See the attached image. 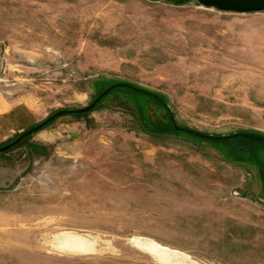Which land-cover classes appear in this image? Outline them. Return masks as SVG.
<instances>
[{
  "label": "rangeland",
  "instance_id": "1",
  "mask_svg": "<svg viewBox=\"0 0 264 264\" xmlns=\"http://www.w3.org/2000/svg\"><path fill=\"white\" fill-rule=\"evenodd\" d=\"M116 82L263 139L264 11L0 0V146ZM104 96L0 152V264H264V143Z\"/></svg>",
  "mask_w": 264,
  "mask_h": 264
},
{
  "label": "water",
  "instance_id": "2",
  "mask_svg": "<svg viewBox=\"0 0 264 264\" xmlns=\"http://www.w3.org/2000/svg\"><path fill=\"white\" fill-rule=\"evenodd\" d=\"M166 1L181 3L184 1H188V0H166ZM196 1L203 6L213 7V8H216L218 10H221V11H232V12L264 11V0H196ZM118 86L119 87H127L130 89L136 90V91H141V92L147 93L153 97L158 98V100L165 106V108L170 113L169 106L166 103H164L157 95H155L151 92H147L146 90H143L142 88L136 87V86H134L128 82H116V83L109 85L104 90H102L89 104L82 106V107H77V108H61V109H58L55 112H53L52 114H50L47 118L42 120L40 123L36 124L35 126L29 128L27 130L21 131L19 133V135L13 141H11V142L3 145V146H0V152L8 150L11 146H14L17 142H19L23 138L27 137L31 133L41 129L43 126H45L46 124L53 121L55 118H57L59 116L67 115V114H81V113L89 112L90 110H92L97 105V103L100 101V99L104 95L107 94V92H109L111 89L118 87ZM170 118H171L173 127L176 130L185 131L188 133H193V134H195L199 137H203V138L214 139V140H220V139H224L227 137L232 138V137H237V136H244V137H250V138H256V139L262 138L260 136L254 135V134L244 133V132H234V133L227 134V135L205 134V133H201L198 131H194L192 129H188L185 127L178 126L171 113H170ZM263 140H264V138H263Z\"/></svg>",
  "mask_w": 264,
  "mask_h": 264
},
{
  "label": "trees",
  "instance_id": "3",
  "mask_svg": "<svg viewBox=\"0 0 264 264\" xmlns=\"http://www.w3.org/2000/svg\"><path fill=\"white\" fill-rule=\"evenodd\" d=\"M173 3H179V2H173ZM116 88H117V87H116ZM120 88L128 89L129 91H133V92H135V93H137V94H139V95L154 98L155 100L158 99V98L153 97V96H151V95H149V94H147V93H144V92H138V91H136V90H132V89H129V88H126V87H120ZM113 89H114V88H113ZM113 89H112V90H113ZM112 90H111V91H112ZM111 91H109V92H111ZM109 92H108V93H109ZM108 93H107V94H108ZM107 94H106V95H107ZM106 95H105V96H106ZM105 96H104V97H105ZM157 96H158V95H157ZM158 97L164 102V100H163V98H162L161 96H158ZM102 98H103V97H102ZM102 98H101V99H102ZM101 99H100V100H101ZM158 102H159V101H158ZM98 103H99V102H98ZM98 103H97V104H98ZM164 103H165V102H164ZM94 108H95V107H94ZM94 108H93V109H94ZM166 110H167V109H166ZM90 111H91V110H90ZM90 111H89V112H90ZM86 113H88V112L81 113L80 115H83V114H86ZM167 113H168V116H169V118H170V113H171V112L169 113L168 110H167ZM171 114H172V113H171ZM74 115H79V114H74ZM51 122H52V121H51ZM51 122H49V123H51ZM170 122H171V124H170L171 128L174 129L173 124H172V121H171V118H170ZM49 123H48V124H49ZM46 125H47V124H46ZM46 125H45V126H46ZM45 126H43V127H45ZM43 127H42V128H43ZM145 129H146V131H148V132H150V133H153V134L157 133V134H159L158 130H151V129H153V128H151V127L149 126L148 122H147V124H146ZM156 129H158V128H156ZM174 130H175V129H174ZM152 131H153V132H152ZM193 135H194V134H193ZM28 136H29V135H28ZM197 137H198V136H197ZM239 137H241V136H237V137H233V138H239ZM242 137H243V136H242ZM233 138H231V137H227L226 139H233ZM243 138H245V137H243ZM247 138H248V139H251V140L259 141V142L261 141V142L264 143V140H263L262 138H258V139H256V138H249V137H247ZM23 139H24V138H23ZM23 139H22V140H23ZM22 140H20L19 142H21ZM208 140H212V139H208ZM19 142H17L15 145H17ZM15 145H14V146H15ZM14 146H11L9 149H11V148L14 147ZM9 149H8V150H9ZM6 151H7V150H6Z\"/></svg>",
  "mask_w": 264,
  "mask_h": 264
}]
</instances>
